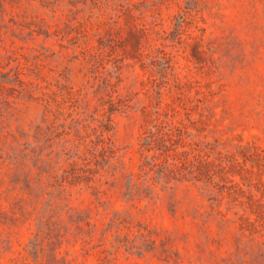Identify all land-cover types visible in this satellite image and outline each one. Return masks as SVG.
Instances as JSON below:
<instances>
[{
	"label": "rangeland",
	"instance_id": "rangeland-1",
	"mask_svg": "<svg viewBox=\"0 0 264 264\" xmlns=\"http://www.w3.org/2000/svg\"><path fill=\"white\" fill-rule=\"evenodd\" d=\"M0 264H264V0H0Z\"/></svg>",
	"mask_w": 264,
	"mask_h": 264
},
{
	"label": "trees",
	"instance_id": "trees-1",
	"mask_svg": "<svg viewBox=\"0 0 264 264\" xmlns=\"http://www.w3.org/2000/svg\"><path fill=\"white\" fill-rule=\"evenodd\" d=\"M106 130L108 131L107 127ZM170 130L172 131L173 128ZM163 131L164 128H160L159 125H155L153 130L147 131L142 139L140 151L144 156V163L140 166L138 174H131L128 176L127 189L128 194L131 197L136 194L141 196L143 194L144 197H147L153 191V188L157 187V185L166 188L172 183V180H184V176L188 174L184 173L181 169L182 165L187 163L186 152L177 153L175 150V146L179 144L181 138L179 137L175 140L173 139L174 135L172 133H163ZM176 131L179 136H181L182 130L176 129ZM103 133L104 131H102L101 134V141L104 143L105 139L103 138ZM159 139L165 142L162 147L158 145ZM152 150H156L158 153L156 155H152L151 157L145 155V153ZM102 151V155L106 152H110L111 154L113 153L109 147H104ZM210 163L211 162L206 161L203 165L205 168H208ZM208 177L211 179L212 176L208 175ZM89 178L90 177L87 176L83 167L74 164L70 171H66L63 175H61V182L70 180L81 181L86 179L87 181H90L91 179Z\"/></svg>",
	"mask_w": 264,
	"mask_h": 264
}]
</instances>
